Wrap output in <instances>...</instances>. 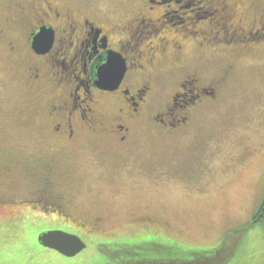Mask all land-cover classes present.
I'll return each instance as SVG.
<instances>
[{
  "label": "flooded vegetation",
  "instance_id": "flooded-vegetation-1",
  "mask_svg": "<svg viewBox=\"0 0 264 264\" xmlns=\"http://www.w3.org/2000/svg\"><path fill=\"white\" fill-rule=\"evenodd\" d=\"M209 1L220 19L216 25L227 31L223 33L227 42L240 39L246 42L245 55L253 53L256 43L264 40V0H248L245 27L233 22L240 0ZM120 2L132 5L134 14L111 21L90 0H1L0 70L12 69L24 83L30 101L17 122L25 131H37V146L34 152L16 156L0 144V221L10 217L3 211L14 217L59 214L80 232L95 237L100 220L82 217L75 208L84 187L76 170L79 154L94 151L95 161L108 168L101 178L111 184L122 176L141 177L149 184L171 181L169 167L139 166L147 155L139 134L146 130L162 138H179L198 108L222 102L234 64L205 82L197 74H186L179 78L178 89L160 101L154 81L162 72L185 68L184 36H161L138 50L151 29L158 31L171 21L169 11H154L157 5H168L167 0ZM203 44L197 42L199 52ZM110 51L121 53L127 61L126 74L114 90L96 84L97 68ZM132 222L136 235L121 233L105 242L152 244L156 239L166 249V222L153 215Z\"/></svg>",
  "mask_w": 264,
  "mask_h": 264
},
{
  "label": "rangeland",
  "instance_id": "rangeland-1",
  "mask_svg": "<svg viewBox=\"0 0 264 264\" xmlns=\"http://www.w3.org/2000/svg\"><path fill=\"white\" fill-rule=\"evenodd\" d=\"M90 2L111 21L128 18L135 10L120 0ZM203 2L167 0L168 5L155 6L156 12L169 11L171 21L158 31L151 29L137 48L144 50L161 36H184L185 68L162 72L154 81L163 102L186 74H197L205 82L228 64L236 67L222 102L198 108L184 135L162 138L146 130L139 134L141 149L147 153L139 166L169 167L171 181L149 184L141 177L122 176L111 184L100 175L108 171L106 163L98 164L96 153L84 150L76 165L84 187L75 208L82 217L100 220V232L95 237L80 232L59 214L37 216L34 212L14 217L3 211L10 217L0 221V264H118L124 253L104 241L121 233L136 235L132 221L145 215L166 222L169 238L204 247L182 264H264V222L251 223L264 202V40L245 55L246 42H227L223 37L227 31L216 25L220 20L217 9L209 1ZM186 4L189 7L174 12ZM248 4V0H240L234 24L247 25ZM198 6L213 11L208 21L190 19L200 10ZM190 8L194 9L189 12ZM197 42L204 43L202 52L197 50ZM11 70H0V144L21 156L36 149L37 131H25L18 125L30 96ZM150 229L161 232V228ZM49 230L79 233L87 247L74 257H66L39 243L38 236ZM173 262L168 257L163 264H178Z\"/></svg>",
  "mask_w": 264,
  "mask_h": 264
},
{
  "label": "trees",
  "instance_id": "trees-1",
  "mask_svg": "<svg viewBox=\"0 0 264 264\" xmlns=\"http://www.w3.org/2000/svg\"><path fill=\"white\" fill-rule=\"evenodd\" d=\"M202 4H206V1L204 0ZM210 2V1H209ZM196 4H199L200 1L195 2ZM194 4V6H196ZM187 8L189 7L188 4L182 5L181 8ZM201 6H198L196 9H200L199 11L193 13L192 16H190L191 20L195 21H208L211 17L213 11L207 10V9H201ZM194 8H190L189 12H191ZM215 11V10H214ZM218 22V21H216ZM179 23V22H178ZM264 222V202L262 203L261 207L258 209V211L253 216L252 224H256L258 222ZM165 241V240H164ZM105 242V241H104ZM157 245V247H154V245ZM166 245V249L160 248L158 246L159 241L156 239H153L152 244L147 242H135L134 240H126V243L123 242H116L115 244H109L118 246L120 253H124L123 256H121L120 262L118 264H163L167 261L168 257L173 258V263L182 264L186 261V258H192L193 254L198 251V249H202L204 247H194L190 245H184L181 241L176 240L174 238H168L166 242H164ZM161 243V244H164ZM108 244V243H107ZM124 245V246H123ZM129 245L132 246L131 251H129ZM155 245V246H156ZM213 248V247H212ZM171 256V257H170ZM131 257L134 260H131ZM128 260L124 261L123 260Z\"/></svg>",
  "mask_w": 264,
  "mask_h": 264
},
{
  "label": "water",
  "instance_id": "water-1",
  "mask_svg": "<svg viewBox=\"0 0 264 264\" xmlns=\"http://www.w3.org/2000/svg\"><path fill=\"white\" fill-rule=\"evenodd\" d=\"M97 69L96 84L100 88L114 90L126 74L127 61L121 53L110 51L104 63ZM38 241L42 246L54 249L66 257H74L87 247L86 242L78 234L63 230L42 232L38 236Z\"/></svg>",
  "mask_w": 264,
  "mask_h": 264
}]
</instances>
